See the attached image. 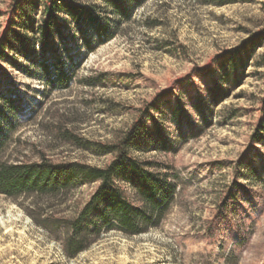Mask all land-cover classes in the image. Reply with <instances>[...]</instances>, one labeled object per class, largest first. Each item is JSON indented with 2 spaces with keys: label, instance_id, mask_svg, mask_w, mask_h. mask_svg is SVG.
<instances>
[{
  "label": "rangeland",
  "instance_id": "1",
  "mask_svg": "<svg viewBox=\"0 0 264 264\" xmlns=\"http://www.w3.org/2000/svg\"><path fill=\"white\" fill-rule=\"evenodd\" d=\"M75 1L104 17L95 0ZM218 1L148 0L110 42L86 56L75 52L67 91L48 94L39 80L7 70L32 111L3 157L11 162H36L42 152L54 162L104 168L110 156L56 141L52 125L112 143L138 109L171 91L146 123L151 134L159 130L165 150L152 145L134 157L168 167L177 196L158 228L130 239L111 232L73 259L26 215L28 202L0 196V264H264V143H248L264 123V44L245 66L220 69L224 52L264 29V0ZM10 2L0 0V32ZM243 157L261 175L233 185L232 166ZM94 188H79L58 212L72 218Z\"/></svg>",
  "mask_w": 264,
  "mask_h": 264
},
{
  "label": "trees",
  "instance_id": "2",
  "mask_svg": "<svg viewBox=\"0 0 264 264\" xmlns=\"http://www.w3.org/2000/svg\"><path fill=\"white\" fill-rule=\"evenodd\" d=\"M95 1L104 17L95 5L84 7L75 0H11L0 32V196L16 204L28 202L24 208L26 215L60 245L68 259L87 251L111 232L130 239L158 228L177 196L176 181L168 167L134 157L148 152L152 145L158 151L165 150L159 130L154 129L151 134L146 123L171 94L169 90L161 91L138 109L131 127L112 143H91L65 124L52 125L48 133L56 141L96 157L110 156L104 168L79 162H54L42 152L36 162H11L3 158L22 123L32 114L16 93L7 70L39 80L48 94L67 91L75 78L72 69L76 65L75 52L81 50L86 56L110 42L118 27L130 22L148 0ZM227 1L219 0L216 4L221 6ZM263 44L264 29L249 34L239 46L220 56V69L223 71L228 64L234 70L236 66H245ZM261 58L264 67V56ZM213 91L219 103L218 90ZM248 143L250 149L264 143V123L258 122ZM231 170L233 185L261 175L255 168H248L244 157ZM84 186L95 188L72 218L62 216L58 212L61 205L71 202L74 192Z\"/></svg>",
  "mask_w": 264,
  "mask_h": 264
}]
</instances>
